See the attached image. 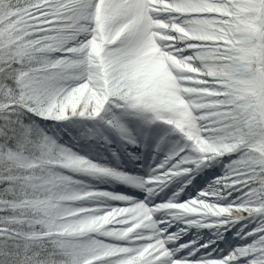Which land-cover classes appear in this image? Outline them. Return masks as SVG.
<instances>
[{
    "label": "snow or ice",
    "instance_id": "1",
    "mask_svg": "<svg viewBox=\"0 0 264 264\" xmlns=\"http://www.w3.org/2000/svg\"><path fill=\"white\" fill-rule=\"evenodd\" d=\"M0 264H264V0H0Z\"/></svg>",
    "mask_w": 264,
    "mask_h": 264
}]
</instances>
